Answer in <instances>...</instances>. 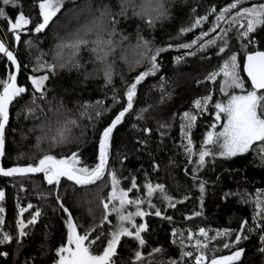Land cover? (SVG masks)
<instances>
[{
	"label": "trees",
	"instance_id": "trees-1",
	"mask_svg": "<svg viewBox=\"0 0 264 264\" xmlns=\"http://www.w3.org/2000/svg\"><path fill=\"white\" fill-rule=\"evenodd\" d=\"M230 2L231 0H170L171 16L157 21L154 27L149 28L145 22L130 14L128 20L121 21L119 28L130 38L125 41V45L136 43L138 26L143 36L153 40L154 44L160 47H165L168 43H185L198 35L200 29H193L191 33H185L181 37L178 36V31L182 26H188L195 15H204L213 5L217 6L218 10ZM252 2L258 3L264 0H243V6H250ZM118 3L119 0H64L60 12L42 32H21V39L16 48L13 34L8 30L7 20L0 18V40L15 50L20 64L18 84L28 90V95L32 92L28 75L43 74V70L33 72L37 57L43 61L55 63L54 54L62 38L90 21L94 15H99L97 10L102 4L110 5L114 11H118ZM0 6L5 7L8 16L13 20L15 15L23 11L34 22H38V0H18L15 5L0 4ZM213 20L214 16L210 15L201 28L207 31L212 26ZM227 26L225 23L220 25V27ZM28 27H34V24ZM212 35L213 33H209V38ZM252 38L255 43L245 48L242 45L247 44V40L237 39L236 32L232 31L229 41L231 52L237 53L241 64L240 76L247 89H250V85L242 71L243 57L248 51L264 50V26H258ZM25 41H30L31 46ZM192 51H196V48L194 47ZM184 52V49L165 47V51L158 57L160 69L138 85L139 99L134 103V108L139 110L147 105H152V108L145 114L143 120L137 118L135 111L131 115L126 114V118L114 129L109 168H115L118 176L121 177L120 186L123 188L131 187L130 178L136 177L139 188L129 193L132 199L145 195L144 185L148 181L165 185L167 195L173 197L172 202L175 207L167 206V202L162 199L164 194L159 190L152 197V204L161 209L163 216L171 217L170 221L163 216L152 215L154 208L145 210L149 215L136 218L137 223L141 219L140 222L148 225V230L142 233L146 240V246L142 251L147 254L153 247L164 249L161 254H153L151 258L146 257V264H161V262L167 264L170 258L179 259L181 239L184 241V250L192 251L195 239L189 243L187 233L191 230L195 238L203 239L199 235V228H204L209 233L207 241L209 256L227 255L230 251H234L235 247L225 249L222 245L234 240V235L219 236L215 241L211 240V237L216 236L217 230L238 231L240 224L245 220L249 227L255 226L257 230L251 233L245 231L244 235L247 239L240 241L239 247L245 249L242 264H264V253L259 251L262 247L259 241L260 225L258 221L252 219L256 212L254 197L257 190H264V164L261 163L257 152L250 149L247 153L233 157H207L204 167L196 173L199 180L205 182L202 198L198 181L194 182L192 179L191 170L195 167V163H189L184 152L183 144L186 141L181 138L180 127L183 121L180 114L192 109V102L195 99L212 94L213 99L209 103L208 110L198 116L192 129L193 146L197 151L203 134L215 122V102L224 101L227 97L219 90L220 81L223 80L222 74L217 77L216 82L205 79L213 70L218 71L217 65L223 59V56L219 58L216 56L215 47L212 50L199 51L194 56H185L182 62L176 63L174 58L184 55ZM127 54L131 57V50ZM116 55L119 57L121 51L117 50ZM81 62L84 67L80 69L58 66L54 75L49 72V80L46 81L48 88L46 99L38 101L43 106V114L38 111L35 118L29 116L25 119L20 110L24 101L28 100V95H25L23 100L17 99L10 105L5 154L0 158V166L10 167L16 163L32 162L38 158L41 150L49 149L52 154L60 156L70 155L79 148L81 166H93L97 162V133L123 106L124 80L131 82L135 75L144 70L145 66L129 68L126 63L117 59L116 75L113 77L112 84L106 86L102 73L95 71L97 65L92 62L87 51L82 52ZM10 71L9 62L0 56V80L7 78ZM85 73L89 74L87 78ZM161 77L166 80L165 89L169 94L163 103H160L161 93L157 87ZM113 89L122 98L120 104H114L111 99ZM236 91L240 90L236 89ZM96 100H103L107 111L104 107H100L96 109L102 112L98 119L92 121L86 117L78 119L77 126L70 128L69 143L63 146H50L47 141H44L39 148L36 147L37 137L41 134L40 129L37 127L31 132L29 129L48 123L55 127L57 121L62 120L66 115L76 117L81 104L85 101ZM89 110L92 111V109ZM223 120L224 117L221 116V122L216 124L215 130H220ZM161 124H167L169 127L160 128ZM144 128L151 129V132H143ZM161 132L165 134L161 136ZM141 140H146L147 143L142 145L139 143ZM122 157L126 158L122 160ZM154 162L159 165L158 168L154 167ZM0 188L5 191V198L0 201V206L5 209L2 214L4 224L0 227L14 237L8 244L0 245V252L8 253L7 256H0V264H53L57 258L55 248L66 242L67 228L64 221L67 214L59 208L54 195L41 199L38 193L54 192L57 189L44 182L42 174L38 173L15 177L0 175ZM109 190L110 184L107 177L93 186H74L73 182L61 178V184L58 186L65 207L69 209L75 222L84 228L93 223L99 224L103 216L100 197H106ZM159 193L161 197L157 198ZM29 203L33 205L30 209L27 208ZM18 205L26 208L22 214L25 221L31 218L36 207L41 209L37 222L27 229L29 235L19 244L15 240L16 221L20 216ZM115 219V215L111 213L109 220L113 225ZM173 229H176L175 236H173ZM103 231L105 228L101 227L94 235L98 236ZM173 240L176 242L173 243ZM103 243L105 241L96 244L93 251H102ZM137 247L138 244L133 238L122 237L121 244L118 245V255L115 257L116 264H130L133 250ZM213 249H215L214 252ZM182 264H191V259L186 257Z\"/></svg>",
	"mask_w": 264,
	"mask_h": 264
},
{
	"label": "snow or ice",
	"instance_id": "snow-or-ice-1",
	"mask_svg": "<svg viewBox=\"0 0 264 264\" xmlns=\"http://www.w3.org/2000/svg\"><path fill=\"white\" fill-rule=\"evenodd\" d=\"M17 3L18 0H0V4L4 6ZM63 3L64 0H38V22H34L23 11L15 15L13 20L8 16L5 7L2 6H0V18L7 20L8 30L13 34L16 41H20L21 32H42L53 17L60 12ZM118 9V11H114L112 6L102 4L97 10L99 15H94L90 21L62 38L54 54L55 63L43 61L40 57H37L33 72L37 73L43 70V74L28 76L32 89L30 95H28V90L24 86L17 83L16 72H9L7 78L0 80V156H3L5 154L6 126L10 123V105L17 99L23 100V97L28 95V100L24 101L20 110V112H23L25 119L29 116L35 118L38 111L43 114V106L38 101L46 99L48 92L46 81L49 80V72L54 75L58 66L60 68H83L81 54L87 51L92 62L97 65L95 71L102 73L106 86L112 84L113 77L116 75L115 65L117 59L126 63L129 68L145 66L144 70L135 75L131 82L124 80V77L121 76L125 87L123 92L124 103L120 111L97 133V162L93 166H81L79 148L71 152L70 155L60 156L52 154L50 149L48 151L41 150V154L32 162L26 164L16 163L10 167L0 166V175L15 177L38 173L42 174L44 182L57 189L54 192L38 193L41 199L54 195L59 208L67 214L64 221L67 228L66 242L55 248L57 258L53 261V264H116L115 257L118 255V245L121 244L122 237L133 238L138 244V247L133 250L130 264H146V257L151 258L153 254L164 252L162 247H153L147 254L142 251L146 246V240L142 233L148 230V225L147 223H136V217L143 218L149 215L142 207L145 203L149 208L155 209L151 213L152 215L156 217L163 216L161 209L152 204V197L157 190L164 194L162 199L167 202L169 207H175L172 202L173 197L167 195L165 185L153 184L148 181L144 185L145 195L143 197L130 198L129 193L133 189L139 188L136 177L132 176L130 178L131 187L127 189L121 187V177L118 176L115 168H109V160L114 129L122 123L126 118V114L131 115L135 111L137 118L143 120L145 114L152 108V105H147L137 110L134 108V103L139 99L138 85L146 77L152 76L160 69L158 57L165 51V47H176L185 50L184 55L174 58L176 63L182 62L185 56H194L199 51L212 50L213 47L216 49L218 58L223 56V59L217 65L218 71L213 70L205 79L216 82L217 77L222 74L223 80L220 81L219 90L225 94L227 99L215 102V122L203 134L198 151L194 150L192 129L198 116L208 110L209 103L213 99L212 94L195 99L192 102V109L180 114L183 121L180 127L181 138L186 141L183 148L189 163H195L191 175L194 182L198 181L201 198L205 191V182L199 180L196 173L204 167L207 157H233L238 153H247L250 149H253L260 156L261 163L264 164V51H248L246 54L242 70L247 73V78L251 81L250 89H247L244 80L240 76L241 64L238 61L237 53L231 52L229 42L230 33L235 31L237 39L247 40V44H243V47L247 48L255 43L252 36L258 26H264V2H252L250 6H243V0H231L230 3L218 10L217 6L213 5L204 15H195L188 26H182L178 31V36L183 37L185 33H191L193 29H200L198 35L185 43H168L165 47L155 45L153 40L143 36L139 26L136 32V43L125 45V41L130 38L124 35L119 25L122 20H128L131 14L132 17L138 18L145 22L149 28H152L157 21L171 16L170 0H119ZM210 15L214 16L212 26L204 31L201 26L209 19ZM221 23L228 26L220 27ZM32 24H34V27H28ZM217 29L219 30L217 31ZM209 33H213L211 38H209ZM25 43L31 46L30 41H25ZM194 47L196 51H192ZM117 50L121 51L119 57L116 55ZM129 50L132 52L131 57L127 54ZM229 52H231L230 55H228ZM0 54H3L11 65L19 70L20 64L16 54L10 50L3 40H0ZM88 75V73H85L86 78ZM165 83V78L161 77V81L157 85L161 93L160 103H163L165 97L169 95L165 89ZM236 89L240 91L237 93ZM111 99L114 104H120L122 98L113 89ZM100 107H104V110L107 111V106H104L103 100L85 101L81 104L76 117L66 115L62 120L57 121L55 127L48 123L29 129L30 132L35 131L37 127L40 129L41 134L37 137L36 147L39 148V145L44 141H47L50 146H63L69 143L70 128L77 126L80 118L86 117L89 121L98 119L102 112L96 109ZM89 109H92V111ZM221 116L224 117V120L221 129L217 132L215 131L216 124L221 122ZM167 127H169L167 124L160 125V128L166 129ZM13 131L16 130L13 129ZM143 132L149 133L151 129L144 128ZM164 134V132H161V136ZM139 143L143 145L147 141L141 140ZM125 158L122 157V160ZM154 167L158 168L159 165L154 162ZM105 177L109 181L110 191L106 197H100L103 216L99 224L93 223L84 228L75 222L71 212L63 203L58 191L61 178L73 182L74 186H93ZM262 194H264V190H257L254 197L256 212L252 219L259 222V241L262 245L259 251L264 253V199H262ZM4 198L5 191L0 188V201H3ZM128 205H134L135 211H128ZM18 207L20 216L16 221L15 240L19 244L23 238L29 235L27 229L37 222L41 215V209L36 207L31 218L25 221L22 214L26 211V208L19 205ZM32 207L31 203L27 205L28 209ZM4 211L5 209L0 206V226L4 224V216L2 215ZM111 213L116 215L117 222L114 225L109 220ZM193 215H198V213H193ZM163 218L169 221L172 219L168 216H163ZM101 227H104L105 231L100 232L98 236L94 235ZM256 230L255 226L249 227L246 220L240 224L238 231L231 229L217 230L216 236H212L211 240L215 241L219 236L231 237L234 235V240L225 242L222 246L225 249L235 247V250L230 251L227 255L213 254L211 256L208 255V231L199 228V235L203 238L200 239L195 238L194 233L189 230L187 233L189 243L195 239V243L192 244L193 250H184V241L181 239L179 259L170 258L167 264H182L186 257L191 259V264H242L245 249L239 247L240 241L247 239V236L244 235L245 231L251 233ZM172 231L173 236H175L176 229ZM181 236H183V233H181ZM13 239L14 237L10 232L3 231V228L0 227V245H6ZM101 241H105L102 245V251L94 252L93 247ZM175 242L173 240V243ZM214 251L215 249H213ZM7 255V252H0V256Z\"/></svg>",
	"mask_w": 264,
	"mask_h": 264
},
{
	"label": "rangeland",
	"instance_id": "rangeland-1",
	"mask_svg": "<svg viewBox=\"0 0 264 264\" xmlns=\"http://www.w3.org/2000/svg\"><path fill=\"white\" fill-rule=\"evenodd\" d=\"M239 90V89H238ZM239 91H237V93H238ZM221 129V128H220ZM215 131H219L218 129L217 130H215ZM200 145H201V143H200ZM200 145H199V147L197 148V151L199 150V148H200ZM238 154H242V153H238ZM237 154V155H238ZM110 191V190H109ZM157 198H160L161 197V193H159L158 194V196H156ZM145 205V206H144ZM142 207H143V209L144 210H148V209H150L149 207H148V205H147V203H145ZM127 210L128 211H135V207H134V205H128L127 206ZM112 214H114V213H112ZM115 215V214H114ZM115 218H116V215H115ZM137 218V217H136ZM116 220V219H115ZM141 221V219L139 220V222L138 223H142V222H140ZM117 222V220L115 221V223ZM136 223H137V219H136Z\"/></svg>",
	"mask_w": 264,
	"mask_h": 264
},
{
	"label": "water",
	"instance_id": "water-1",
	"mask_svg": "<svg viewBox=\"0 0 264 264\" xmlns=\"http://www.w3.org/2000/svg\"><path fill=\"white\" fill-rule=\"evenodd\" d=\"M17 44H18V41H16L15 40V42H14V47L16 48V46H17ZM11 50V49H10ZM12 51H14V53H15V50H12ZM261 51H264V50H261ZM247 54V53H246ZM246 54L244 55V57H243V61H244V59H245V57H246ZM6 60H7V58H6ZM8 61V60H7ZM243 61H242V68H243ZM9 62V61H8ZM10 63V62H9ZM11 64V63H10ZM12 66V72H16V75H17V78H18V75H19V70H17L13 65H11ZM20 69V68H19ZM243 71V70H242ZM243 74H244V76L247 78V73L246 72H244L243 71ZM29 75H31V74H29ZM28 75V76H29ZM247 80H248V82H249V85H251V81H250V79H248L247 78ZM28 82L31 84V82L28 80ZM0 158H1V156H0Z\"/></svg>",
	"mask_w": 264,
	"mask_h": 264
},
{
	"label": "flooded vegetation",
	"instance_id": "flooded-vegetation-1",
	"mask_svg": "<svg viewBox=\"0 0 264 264\" xmlns=\"http://www.w3.org/2000/svg\"><path fill=\"white\" fill-rule=\"evenodd\" d=\"M10 48V47H9ZM11 49V48H10ZM12 50V49H11ZM0 56H2V57H4L5 59H6V57L3 55V54H0ZM10 64V63H9ZM10 68H11V71L10 72H12V66H11V64H10ZM19 76V75H18ZM17 83H18V78H17Z\"/></svg>",
	"mask_w": 264,
	"mask_h": 264
}]
</instances>
